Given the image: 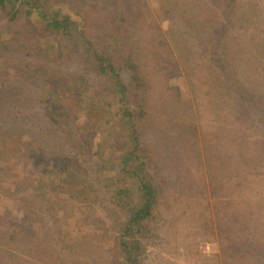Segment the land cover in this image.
<instances>
[{
	"label": "rangeland",
	"instance_id": "1",
	"mask_svg": "<svg viewBox=\"0 0 264 264\" xmlns=\"http://www.w3.org/2000/svg\"><path fill=\"white\" fill-rule=\"evenodd\" d=\"M32 1L68 13L125 80L127 62L137 59L148 97L136 87L130 97L147 100L136 124L142 146L154 152L148 165L158 191L139 234L138 263L264 264V213L255 207L264 194V0H236L229 13L223 0ZM26 7L12 18L0 9V264H58L61 256L64 264H121L118 233L131 200L110 183L123 187L131 179L117 173V161L109 171L98 167L121 154L124 131L91 123L84 102L75 100L63 125H49L42 103L50 83L60 82L51 95L65 96L78 84L105 92L107 80L81 51L79 36L46 30L36 9L27 15ZM217 18L225 27L221 44L205 28ZM239 83L246 85L243 103L234 97ZM49 126L55 138H38L41 149L28 146L51 135ZM87 134L94 145L86 153ZM214 144L226 155L208 152ZM57 149L81 155L71 186L58 185L43 167ZM234 150L229 172L220 175ZM45 240L52 245L38 247Z\"/></svg>",
	"mask_w": 264,
	"mask_h": 264
},
{
	"label": "trees",
	"instance_id": "2",
	"mask_svg": "<svg viewBox=\"0 0 264 264\" xmlns=\"http://www.w3.org/2000/svg\"><path fill=\"white\" fill-rule=\"evenodd\" d=\"M24 3L28 4V7H26L27 9L25 8L27 10V15H31L33 9H36L37 17L41 20L42 26L46 30L55 31L56 33L59 32L70 37H73L72 33L74 32L77 36H79L80 49L82 47L81 51H84L85 54H90L92 63H94L95 65L97 75L103 76L105 80H107L105 81V88H103V90H106L105 92L99 90L98 92H92V90H89L87 87H83L81 84H78L76 86L68 87L67 94L69 93V95L65 96L60 95V93L57 95H51L53 94L55 89L57 91L56 93H58L60 87H56L60 82L56 81L54 83H50L49 95L43 98L42 103L44 104L43 108L46 110V114L50 116L48 119L49 125H63L64 122L67 121L65 117L69 115V113L66 112V109L68 107L67 104L70 100H75V103H78V101L84 102V109L86 110L85 113L87 114V116L91 117V123L93 122V124H96L97 121L98 125L110 126V130L118 128L124 131V137L122 139V143L120 144L122 145V147L119 148L121 149V154L113 158L111 157L108 160L101 159V161L99 162L98 170L100 172H104L105 169L106 171L112 170L114 168L115 161H117V163L121 165L119 170H117V173H123L126 175L127 179H131V184L128 186H118L116 185L115 181L111 182L110 186L114 188L115 194L120 196L121 193H125L128 196V202H130L131 200L129 207L127 208L125 221L122 223L118 233V239L120 241L121 251L123 253V260L121 264H139V260L137 259V256L139 254L138 252L140 251L139 234H142L144 232L143 228L145 225V221L150 215H152V211L158 203V191L157 187L154 184V181H152L153 179L149 173L148 165L149 156L154 152L150 151L149 149L148 151L142 146L139 129L136 124L137 119H139L140 117L142 118L145 115L147 100L141 99L142 97H137V100L130 97V93L133 91L134 87H136V92L140 93L141 96H146V94H144V92H146V88H143V90L140 89L142 88V86L139 83L137 59L132 58L129 61L127 60L128 64L126 68H131V75L129 78H127V80H125L120 73V68L117 67V65L113 62L110 54L99 53L94 50L91 44V40H89L83 32V27L79 28V26H76L77 24L74 22V20L71 19L70 15L68 13L62 12L61 9L54 8V6L48 7L46 3L39 4L38 2H34L32 0H0V9H6L10 14V17L12 18L17 15L19 9L23 6ZM222 5L227 13H229L232 9H234L237 3L236 0H223ZM199 15L201 17L203 16L202 14ZM208 17L209 15L203 16L204 19H207ZM195 19V23H198L199 19ZM205 28L210 29L207 30L208 34L211 33L212 36L216 35V37L218 38L217 41L219 43L222 41L220 39L224 38L225 40L226 36L222 34L225 27L223 25V22H220L218 18L217 23H215L213 26L207 24ZM60 85H62V83ZM245 87L246 85L243 83H239L238 86L233 87L234 97L238 100H242L240 103H243L244 98H246L247 96ZM88 90L89 94H86V98L81 97V95L85 94V91ZM91 92L95 95H106V99H104L103 101L94 100L95 95H93ZM64 93L65 91H63V94ZM147 97L148 95L146 96V98ZM133 101H136L137 103L134 104L132 103ZM238 104L239 103L235 101L233 105L238 106ZM17 115L15 116L18 117ZM59 118L63 121V123L61 120H59ZM7 120L9 121L10 119H4L2 122H6ZM90 127H92V125H90ZM97 128L99 129L98 126ZM5 131L6 128L1 127L0 133L2 132L5 134ZM48 133H51V135L47 137L39 136L37 138H34V140H31V142H28V146H31L33 143L35 148L40 147L41 149L43 143L45 142V138L46 141H48V139H53L55 138L53 136L57 135L56 132H54L52 126H49ZM98 133L100 137L104 136L101 130ZM179 133H184V131L180 132V130H178V132H176V134ZM0 137L1 142L2 136ZM100 137H98V139ZM38 138H44V142L43 140L39 141ZM89 138L90 136L87 134V148L86 145L84 146V148H86V153L89 151L88 146L94 141L93 138ZM92 145H94V143ZM217 149L218 153L226 155L225 149H223V145H211V148L208 149V152H213ZM51 151L50 154H47V158L44 162L43 167L45 169H50L48 170V172L50 173L51 177L58 178L56 182L58 183V185L71 186L75 184L74 180L77 177L75 172L76 169L80 168L81 158L79 156L81 155L74 154L72 156L66 153L64 150L62 151L58 149ZM229 153L230 154L227 155V158L224 156L225 159L223 158L224 160L222 159L221 161V167L219 168L221 169V174L219 173L220 175H225L229 172V168L231 166L230 160L234 158L236 152L234 150ZM216 172L218 173V171ZM242 181L246 183L244 179ZM242 181L240 182L241 184ZM69 195L73 196V194ZM30 196L35 195L32 194ZM255 207L257 208V212L264 213V194H258V199L255 202ZM258 227L264 230V223ZM58 233H62L60 235H63V238H65V230L63 233V231L59 229ZM46 241L47 240H45V245L40 246L41 244H38V247H49L51 242L49 243V241ZM42 244H44V242H42ZM64 244L69 243L64 242ZM65 258L66 257L61 256V258H59L58 264H64L65 262L69 261Z\"/></svg>",
	"mask_w": 264,
	"mask_h": 264
}]
</instances>
